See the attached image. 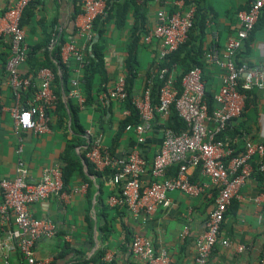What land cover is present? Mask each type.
<instances>
[{
	"label": "crops",
	"instance_id": "1",
	"mask_svg": "<svg viewBox=\"0 0 264 264\" xmlns=\"http://www.w3.org/2000/svg\"><path fill=\"white\" fill-rule=\"evenodd\" d=\"M15 1L0 0V12ZM171 1L165 7L169 13L183 12L190 2L195 4L196 23L187 39L185 55L189 56L191 51L198 63L194 68L202 69L206 90L214 94L220 87L222 72L207 64L206 55L211 49L220 56L224 54L228 40L239 29L238 13L247 10L254 0ZM161 8L156 0H106L110 18L101 25V37L96 28L93 31L94 41L103 48L104 70L110 78L108 89L118 78L124 77L125 62L132 48L137 62L134 97H140L153 83L158 64L164 59L161 58L162 46L158 39L146 42L145 37L157 24L156 15ZM81 14L76 0H30L22 16L29 49L43 43L50 33L61 36L64 43L60 55L73 70L72 79L79 78L83 67L71 60L67 46L74 42L82 48L84 55L85 52L92 53L91 42L78 36ZM42 53L43 49L36 55L40 58ZM8 57V40H0V181L15 176L19 156L31 181H38L46 167L58 166L64 171V160L72 165L63 199L52 198L29 207L33 217L49 220L57 228L55 236L40 238L36 242V258L48 264H142L130 252L132 238L139 235L151 241L155 252H166L173 264H195L196 244L205 231V223L218 194L217 187L201 175L199 168L189 169L188 175L192 183L205 185L201 196L191 198L173 191L167 195L170 200L167 208H159L151 216L144 213L133 216L125 208L108 204V199L117 194L118 187L112 183L107 169L96 170L85 156L88 145L93 142L115 157H125L140 148L148 164L143 181L148 183L151 180L149 166L162 143L164 130L168 129V117L156 114L151 132L139 145L133 132L120 130L121 123L129 115L123 103L88 104L79 109L75 121L68 112L66 119L60 121L53 111L50 133L24 132L19 142L11 116L15 102L5 69ZM236 58L239 63L249 66L264 63V9ZM37 65L31 66L25 60L19 66V72L22 76L32 77ZM184 70L182 66H174L169 78L176 82ZM34 83L38 84L36 80ZM72 100L73 104H78ZM32 102V93H26L20 106L27 107ZM79 129L84 132L82 138L79 137L81 140L77 133ZM87 133L89 139L85 136ZM219 140L231 147L235 154L242 153L245 140L264 143V89L249 91L241 116L228 125ZM21 144L22 153L18 155ZM176 170V167L170 168L167 177L174 176ZM263 192V180L258 172L253 171L228 207L219 240L207 264H258L264 246V209L254 199ZM13 228V224H9L0 229V264H22L16 242L9 234ZM222 241L228 244L223 245Z\"/></svg>",
	"mask_w": 264,
	"mask_h": 264
},
{
	"label": "built area",
	"instance_id": "2",
	"mask_svg": "<svg viewBox=\"0 0 264 264\" xmlns=\"http://www.w3.org/2000/svg\"><path fill=\"white\" fill-rule=\"evenodd\" d=\"M81 8L82 22L78 36L90 42L94 36V21L106 15V0H76ZM159 1L162 8L157 12V24L145 37L160 41L161 58L175 52L184 44L194 24L195 4L190 2L182 12H166L165 7L171 0ZM30 0H16L5 11L0 12V40H8L9 57L5 64L8 84L13 93L15 105L11 109L14 132L21 142V133L47 134L51 132L50 113L55 111L57 97L53 92L54 75L49 69H40L34 83L32 77L22 76L19 66L27 58L28 47L25 33L20 24ZM264 0H254L249 8L237 15L239 29L227 42L225 52L220 56L214 49L206 55V62L214 65L221 72V84L213 94V108L210 110L205 100L206 87L202 69L192 68L182 78L181 91L175 81L167 78V70L162 69L158 78L163 81L159 89L158 103L153 105L151 93L147 88L140 97H134L132 103L138 111L139 122L127 125L126 131L136 135L137 143L142 145L153 127L155 115L168 117L171 107L186 123L187 129L175 132L165 129L159 150L149 166L151 180L143 181L148 164L140 148L125 157H115L103 151L97 142L88 145L86 159L98 171L111 170V180L118 187L116 195L108 199L111 207L125 208L133 216L144 213L151 216L159 208L170 205L168 193L178 191L191 198H197L204 192V184L192 183L188 175L191 168H199L201 175L216 186L218 194L215 206L205 223V231L198 239L195 251V264H207L215 244L219 240L221 225L233 199L238 197L240 188L246 183L253 171L258 172L264 184V143L245 140L243 151L235 154L234 150L218 139L228 125L238 119L245 106L249 91L264 89V63L249 66L237 65L235 56L254 30ZM57 42L53 33L48 49ZM71 59L86 65L82 48L74 42L67 46ZM79 80H71L69 97L75 99L79 109L85 106V98L79 88ZM33 89V102L21 107V98ZM124 77L118 78L113 86L99 97L101 104L108 101L123 103L127 98ZM25 114L28 123H24ZM89 139V133L85 134ZM22 153V144L17 154ZM176 167L174 176L167 177L170 168ZM16 174L11 179L0 181L2 202L0 203V229L13 224L10 237L15 240L22 257V264H48L35 256V245L40 238H51L57 228L49 220L32 216L29 207L34 203L52 198L65 197L62 171L58 166L42 170L38 181H31L29 171L19 156ZM264 209V192L254 199ZM186 233V231L184 232ZM227 245V241L221 242ZM130 252L142 264H173L171 257L164 251L155 252L149 239L135 235L130 242ZM258 264H264V246Z\"/></svg>",
	"mask_w": 264,
	"mask_h": 264
},
{
	"label": "trees",
	"instance_id": "3",
	"mask_svg": "<svg viewBox=\"0 0 264 264\" xmlns=\"http://www.w3.org/2000/svg\"><path fill=\"white\" fill-rule=\"evenodd\" d=\"M188 4L187 2H185ZM110 10L106 11V15L104 17H99L94 21L93 30L96 28V33L99 37H101L103 30L101 25L105 23L110 18ZM23 16V15H22ZM196 12L194 16V24L196 23ZM121 18V17H120ZM21 26L23 25V19L20 22ZM193 24V26H194ZM100 25V27H99ZM193 28V27H192ZM192 30V29H191ZM55 34L57 38V42L54 47L49 50L48 45L49 41L52 37V34ZM50 33L48 37L43 41V43L39 45H34L30 49L28 48L26 61H29L31 66L37 65V69L33 71V81H35V76L40 69H49L53 75L54 80L52 83V89L54 94L57 97V105H56V114L59 116V120L66 119L67 112L71 116L72 120H77L79 106L78 104H73V100L69 97V92L72 88L71 80L73 75V70L70 68V65L64 62L60 55L61 46L64 43V40L61 36L57 35L56 32ZM94 33V31H93ZM191 31L188 34L190 36ZM188 39V38H187ZM92 45V53L88 54L85 52V60L87 61L86 65L83 66L79 75V88L81 90V94L85 98V105L97 103L101 105L99 99L96 101L99 95H102L108 90V83L110 82V78L107 77V73L104 70V56H103V48L99 44V42L94 41V36L90 41ZM89 42V43H90ZM187 40L182 44L178 50L167 55L161 62H159L157 67V73L154 77L153 83L148 85L147 88L150 89L151 93V102L153 105L158 103V95L159 89L163 84V81L158 78V74L162 69L167 70L166 77L169 78V72L173 69L174 66L179 65L182 66L185 70L181 76H179L175 82V85L179 91H181V81L183 76L190 71L192 68L198 65L196 62V58L191 55V51L189 52V56L185 55L187 49ZM43 49V55L40 57L36 55V53ZM134 49H130L129 56L125 62V85L127 91V98L123 102L124 109L128 110L129 115L123 120L120 125V130H125L127 125H134L139 122L138 111L132 103V99L134 98V80L136 78V57L133 51ZM73 60V59H71ZM236 60V64L242 65L243 63H239ZM40 61V62H39ZM75 61V60H73ZM76 62V61H75ZM32 68V67H31ZM94 90L96 92L94 93ZM33 93V89H30L27 92V95ZM205 100L209 105L210 110L213 108V94H210L206 90ZM53 112L50 113V115ZM55 113V112H54ZM167 128L172 129L175 132H181L187 129L186 123L178 116L174 107H171L170 114L168 116ZM78 138L84 135L82 129H79L77 132ZM221 135V134H220ZM220 135L218 139H220ZM80 139V138H79ZM81 140V139H80ZM111 155H114L110 153ZM65 161L64 171H62V179L64 183V187L67 184L68 175L71 170V163L68 160ZM107 173L112 176V171L107 169ZM261 176V175H260ZM262 178V177H261Z\"/></svg>",
	"mask_w": 264,
	"mask_h": 264
},
{
	"label": "clouds",
	"instance_id": "4",
	"mask_svg": "<svg viewBox=\"0 0 264 264\" xmlns=\"http://www.w3.org/2000/svg\"><path fill=\"white\" fill-rule=\"evenodd\" d=\"M24 123H25V124L28 123V116H27V114H25V117H24Z\"/></svg>",
	"mask_w": 264,
	"mask_h": 264
}]
</instances>
